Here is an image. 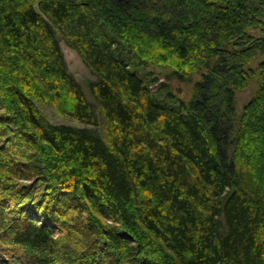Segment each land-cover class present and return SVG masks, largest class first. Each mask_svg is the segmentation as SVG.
<instances>
[{"label":"trees","instance_id":"16d2710c","mask_svg":"<svg viewBox=\"0 0 264 264\" xmlns=\"http://www.w3.org/2000/svg\"><path fill=\"white\" fill-rule=\"evenodd\" d=\"M259 56L264 0H0V264H264Z\"/></svg>","mask_w":264,"mask_h":264},{"label":"rangeland","instance_id":"374dc122","mask_svg":"<svg viewBox=\"0 0 264 264\" xmlns=\"http://www.w3.org/2000/svg\"><path fill=\"white\" fill-rule=\"evenodd\" d=\"M258 31L259 29L254 32L258 33ZM60 47L67 68L76 78V80L79 82H83L86 79H91L92 78L91 75L89 74L86 67L83 65L82 61L80 60L76 52L70 49L69 47H67L63 42L60 43ZM263 60L264 57L262 56H259L258 58L254 59L250 63L249 68H247L245 71L247 72L248 83L244 89L237 92L236 106L238 111H240L244 107V105L253 97L255 91L257 90L260 84L259 76L257 72H258L259 63ZM171 86L173 87V89L179 88L181 90L182 92L181 98L186 100L190 97V93H191L190 86L181 85L175 81L171 82ZM38 107L41 113L43 114V116L52 124H66V125H74L79 127L82 126L81 124H78L73 120H69L66 119L65 117H62L61 115H58L50 105L38 104ZM260 165L263 166L264 163H261ZM260 173L262 174V172ZM261 183L264 184V176L262 175H261Z\"/></svg>","mask_w":264,"mask_h":264},{"label":"water","instance_id":"95a60500","mask_svg":"<svg viewBox=\"0 0 264 264\" xmlns=\"http://www.w3.org/2000/svg\"><path fill=\"white\" fill-rule=\"evenodd\" d=\"M175 92H176L178 95L182 96V92H181V90H180L179 88H176V89H175Z\"/></svg>","mask_w":264,"mask_h":264},{"label":"bare ground","instance_id":"6f19581e","mask_svg":"<svg viewBox=\"0 0 264 264\" xmlns=\"http://www.w3.org/2000/svg\"><path fill=\"white\" fill-rule=\"evenodd\" d=\"M176 93V92H175Z\"/></svg>","mask_w":264,"mask_h":264}]
</instances>
